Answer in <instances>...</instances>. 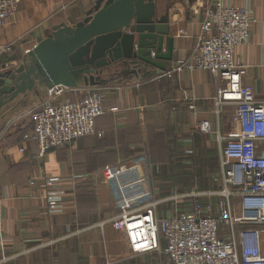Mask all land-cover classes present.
Returning <instances> with one entry per match:
<instances>
[{"label": "crops", "instance_id": "crops-1", "mask_svg": "<svg viewBox=\"0 0 264 264\" xmlns=\"http://www.w3.org/2000/svg\"><path fill=\"white\" fill-rule=\"evenodd\" d=\"M97 1L21 0L17 17L0 29V47L12 46L10 52H0V71L25 63L27 50L45 40L55 26H73L86 18ZM217 1L157 0L159 12L169 13L165 42L168 36L174 40L172 60L165 70L144 65L138 76L124 74L119 67L106 69L103 78L109 82L94 85L106 94L104 113L96 119L97 134L40 155L37 142L23 136L31 132V111L48 87L37 84L38 91L9 102L3 99L7 103L0 110V264H162L164 254L133 253L106 221L133 208L150 189L161 196L175 192L171 184L177 174L205 173L208 166L221 172L218 137L231 134L233 107L215 112L214 76L189 69L161 76L194 50L207 12ZM220 1L247 8L257 20L248 41L238 46L236 60L246 66L244 81L264 100V0ZM120 72L122 77L112 80ZM87 87L70 88L66 94L76 100ZM201 119L210 121V132L198 130ZM50 175L60 177L59 186L66 193L62 214L49 215L46 210L41 184ZM182 201L186 200L162 204L159 217L183 211ZM53 239L59 240L47 244Z\"/></svg>", "mask_w": 264, "mask_h": 264}, {"label": "built area", "instance_id": "built-area-1", "mask_svg": "<svg viewBox=\"0 0 264 264\" xmlns=\"http://www.w3.org/2000/svg\"><path fill=\"white\" fill-rule=\"evenodd\" d=\"M20 3L0 0V29L17 17ZM256 21L247 8L218 0L207 12L191 54L162 73V77H172L183 69L209 71L218 84L215 112L233 107V130L218 137L219 187L165 196L150 189L133 208L106 221L123 235L133 253L157 251L166 256L162 264H264V100L244 81L246 66L236 60L238 46L248 41ZM11 49V45L1 46L0 52ZM68 90L48 88L40 105L31 111L33 128L23 137L37 142L40 155L97 134L96 119L104 113L106 94L89 86L74 100L67 96ZM189 107L195 109L193 103ZM197 126L202 133L210 132L208 119H201ZM60 182V177L50 175L41 184L49 215L65 212L66 193ZM180 200L191 201L189 210L159 217L162 204Z\"/></svg>", "mask_w": 264, "mask_h": 264}, {"label": "water", "instance_id": "water-1", "mask_svg": "<svg viewBox=\"0 0 264 264\" xmlns=\"http://www.w3.org/2000/svg\"><path fill=\"white\" fill-rule=\"evenodd\" d=\"M169 33V13L159 12L157 0H98L75 25L55 26L25 63L0 71V110L19 94L38 91L37 84L100 85L110 67L135 76L144 65L165 70L174 46L170 36L165 42Z\"/></svg>", "mask_w": 264, "mask_h": 264}, {"label": "rangeland", "instance_id": "rangeland-1", "mask_svg": "<svg viewBox=\"0 0 264 264\" xmlns=\"http://www.w3.org/2000/svg\"><path fill=\"white\" fill-rule=\"evenodd\" d=\"M213 155L214 154H211V156ZM210 167L208 166L207 171H205V173H202L201 175L198 174L199 172H197L196 174H191V171H187L185 174H177L174 184H171V187L175 189L173 191L181 193L187 192L190 189L207 190L219 187V172H217V169H215L214 171H210ZM182 203L183 204H179L180 208H183L184 210L190 208L189 201H182Z\"/></svg>", "mask_w": 264, "mask_h": 264}, {"label": "trees", "instance_id": "trees-1", "mask_svg": "<svg viewBox=\"0 0 264 264\" xmlns=\"http://www.w3.org/2000/svg\"><path fill=\"white\" fill-rule=\"evenodd\" d=\"M130 75H134V74H130ZM121 78L122 77V73L120 72V74L118 75V76H116V77H114V78H112V80H115V79H118V78ZM109 82V80H105L104 81V83H108ZM69 145V144H68ZM65 146H67V145H65ZM61 147H63V146H61ZM57 148H59V147H57ZM54 149V148H53ZM202 173H200L199 175H201ZM203 181V180H202ZM201 181V182H202ZM205 181V180H204ZM186 201H189V200H186ZM190 202V201H189Z\"/></svg>", "mask_w": 264, "mask_h": 264}]
</instances>
